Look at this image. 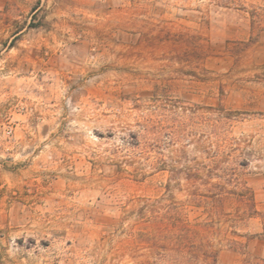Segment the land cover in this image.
<instances>
[{
	"label": "rangeland",
	"instance_id": "obj_1",
	"mask_svg": "<svg viewBox=\"0 0 264 264\" xmlns=\"http://www.w3.org/2000/svg\"><path fill=\"white\" fill-rule=\"evenodd\" d=\"M0 264H264V0H0Z\"/></svg>",
	"mask_w": 264,
	"mask_h": 264
}]
</instances>
